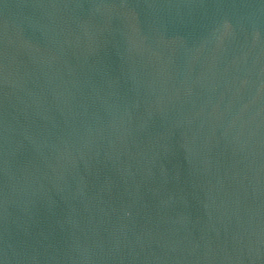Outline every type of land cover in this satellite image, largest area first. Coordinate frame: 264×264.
I'll return each mask as SVG.
<instances>
[{"label":"water","instance_id":"95a60500","mask_svg":"<svg viewBox=\"0 0 264 264\" xmlns=\"http://www.w3.org/2000/svg\"><path fill=\"white\" fill-rule=\"evenodd\" d=\"M0 264H264V0H0Z\"/></svg>","mask_w":264,"mask_h":264}]
</instances>
